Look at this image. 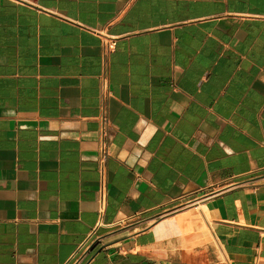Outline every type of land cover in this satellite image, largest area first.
Masks as SVG:
<instances>
[{"label": "crops", "instance_id": "obj_1", "mask_svg": "<svg viewBox=\"0 0 264 264\" xmlns=\"http://www.w3.org/2000/svg\"><path fill=\"white\" fill-rule=\"evenodd\" d=\"M0 264H264V0H0Z\"/></svg>", "mask_w": 264, "mask_h": 264}, {"label": "built area", "instance_id": "obj_2", "mask_svg": "<svg viewBox=\"0 0 264 264\" xmlns=\"http://www.w3.org/2000/svg\"><path fill=\"white\" fill-rule=\"evenodd\" d=\"M105 45H106V47H107L108 50H111V49L114 48L115 43H114V41L110 40V41L106 42ZM103 133L105 134V128H103ZM100 152H101V155H102L101 156L102 157V161H104L106 159V157H107V154H108L107 153V146H106L105 143H102V145L100 146ZM98 200L100 202V205H103L104 204V201H105V192H104L103 189L101 190V193L99 195V199ZM193 205H195V202L194 201L186 202L184 204H181V205L177 206L176 208L172 209L171 211H176V210L182 209L184 207L193 206ZM76 260L77 261L78 260H81V258L79 259V257H78V258H76Z\"/></svg>", "mask_w": 264, "mask_h": 264}, {"label": "bare ground", "instance_id": "obj_3", "mask_svg": "<svg viewBox=\"0 0 264 264\" xmlns=\"http://www.w3.org/2000/svg\"><path fill=\"white\" fill-rule=\"evenodd\" d=\"M193 212H194V211H190V210H189L188 213H186V216H190V218H191L192 215H193ZM195 213H196V212H195ZM181 216H183V214L180 215V217H179L180 219H178V220H176V221L173 219V220L175 221V223H173V224H171V222H170V224L168 223L169 225L166 223L167 225L165 224L166 226L164 227V228L167 229L166 231H171V230L173 231V229H174V230H177V231H175V232H177L176 234H180V233H182V232H180V233H178V232H179V231H182V230L184 231V228H182V225H184V224H182V223H184V221H186V220H184V219H187V218H189V217H186V218H185V215H184V216H183L184 218H183V217H181ZM176 217H178V216H176ZM172 218H173V217H172ZM190 218H189V220H190ZM173 220H172V222H173ZM163 221H166V220L164 219ZM166 222H167V221H166ZM189 222H190V221H189ZM162 223H163V222H162ZM186 223H188V222H186ZM194 224H195V223H194ZM197 224H198V222H197ZM197 224H196V225H197ZM187 225H188V224H187ZM187 225H184V226H187ZM196 225H195V228H196ZM157 226H158V225H157ZM163 226H164V225H163ZM191 226H192V225H190V227H191ZM190 227H188V229H189ZM193 227H194V226H193ZM160 228H161V227H160ZM164 228H162L161 231H163ZM175 228H176V229H175ZM185 228H187V227H185ZM186 230H187V229H186ZM191 230L193 231L194 229H191V228H190V232H191ZM173 232H174V231H173ZM175 232H174V233H175ZM187 232H188V231H187ZM160 233H161V232H160ZM171 233H172V232H171ZM165 234H166V233H165ZM184 234H185V233H184ZM167 235H168V234H167ZM172 235H173V234H172ZM174 235H175V234H174ZM174 235H173V236H174ZM167 237H168V236H167ZM169 237H170V236H169Z\"/></svg>", "mask_w": 264, "mask_h": 264}, {"label": "rangeland", "instance_id": "obj_4", "mask_svg": "<svg viewBox=\"0 0 264 264\" xmlns=\"http://www.w3.org/2000/svg\"><path fill=\"white\" fill-rule=\"evenodd\" d=\"M188 207H190V206H188ZM188 207H184V208H188ZM184 208H182V209H184ZM180 210V209H179ZM177 211V210H176Z\"/></svg>", "mask_w": 264, "mask_h": 264}]
</instances>
